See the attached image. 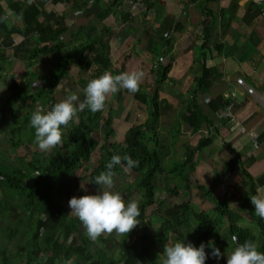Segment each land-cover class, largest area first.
<instances>
[{"label": "trees", "instance_id": "trees-1", "mask_svg": "<svg viewBox=\"0 0 264 264\" xmlns=\"http://www.w3.org/2000/svg\"><path fill=\"white\" fill-rule=\"evenodd\" d=\"M44 1L46 0H35L31 4L28 1L9 2L7 7L17 13L21 20L20 24L6 20L3 16L5 12L0 6V80L2 81L9 72L12 59L26 62L27 67L31 69L22 79H13L6 84V89L1 95L4 101L0 104V145L3 143L6 146L7 153L18 149L27 152V145L36 148L32 158H23L16 162L17 164H10L5 156H0V228L8 229L10 243L22 239L28 235V231L32 232L31 247L23 249L22 244L19 246L22 250L18 254L21 264L39 262L65 264L69 261L74 264H162L160 256L153 251L158 245L164 251L165 244L174 243V240L191 242L196 247L203 242L208 254L205 264H226L227 257L223 255L219 259H210L212 250L207 246V242L213 240L221 251L220 227L223 223H228L226 230L229 231L226 232L230 237H237V241H233V249L237 242L242 243L246 239H251L258 244V250L264 252V219L255 213L250 199L248 211L245 214L239 213L231 206V203L238 199L236 191L231 194L228 189L223 197L218 198L214 194V188L208 189L196 181H191L197 167L196 156L213 143L211 132L216 128L208 114L218 115L220 111L230 106V102L222 97L212 99L206 106H202L198 101L199 95L206 93L211 86V72L207 68L204 53L209 44L205 25L198 85L185 95H181L179 105L182 122L190 128V135L199 134L203 126H207L208 133L200 136L196 145L185 143L184 153L179 160L165 162L174 141L168 143L163 134L157 137L160 117L174 109V106L160 95L161 85L170 80L175 60L172 56L168 57V53H161L165 56L164 59L157 69L151 72L155 87L149 92L140 85L139 91L133 95L140 106L147 108V118L127 128L121 134L120 141H110L115 129L114 119L110 115L106 100V106L102 111L91 112L85 108L78 112L77 117L67 127L61 126L63 144L50 152H42L35 142V129L30 125L31 114L36 109V104L47 103L45 106L51 108L57 103L56 91H68L65 87L66 82L73 86L78 82L82 91L80 95L82 101L83 89L90 79L98 77L105 70L113 72L110 70L109 48L102 40H94L88 46L67 50V45L61 40V35L65 33L63 18H58L55 27L39 22L38 16L44 9ZM37 35H48L49 41L40 42V36ZM163 44L171 48L170 41H164ZM147 50L153 59L159 58L160 49L154 46L152 36ZM60 51L63 53L58 58L56 66L47 72L36 71L37 66H34L39 64L42 58ZM86 51H90L91 58L82 61ZM74 63L79 74L77 80L70 71V66ZM91 65L97 68L85 82L82 77ZM26 76L28 79L24 80ZM37 80L42 81V88L32 93L33 84ZM10 118L14 120L8 123L9 131L19 136L1 137L4 122ZM172 131L174 132V130L168 132L170 137ZM0 152L3 151L0 149ZM125 153L138 160L139 166L129 169L122 161L120 165L114 166L113 179L116 180L124 170H128L134 177L136 189L123 190L130 191V200L139 202L141 214L138 217L140 221L138 226L141 230L142 226L147 229L151 223H155L146 219L148 208L155 206L156 203L158 208L152 215L159 217L157 222L160 221L161 225L154 228L153 236L149 233L144 234L135 242H132L134 229L127 235H121L118 242L113 233L101 235L102 237L93 241L86 235V231L80 229L82 223L70 212L66 203L73 196L95 194L100 188L95 183V177L107 170V164L114 154L123 156ZM241 174L250 196L255 195L257 190L253 177L244 168ZM165 178L167 182L164 185V193L178 198L180 204L164 208L163 202H158L160 185ZM64 185L67 186L66 202L55 196ZM85 185H88V190H85ZM198 195L200 202L198 201L199 209L196 211L192 204L194 197L198 198ZM204 203L209 204L210 209H203ZM42 214L45 215L44 218ZM246 215L255 223L257 230L240 225ZM9 218H14L13 220L19 224L10 222ZM19 226L27 228L28 231L21 232L17 229ZM42 230L45 231L43 234ZM108 251L118 253L116 257L110 256L111 258L107 259Z\"/></svg>", "mask_w": 264, "mask_h": 264}, {"label": "crops", "instance_id": "crops-1", "mask_svg": "<svg viewBox=\"0 0 264 264\" xmlns=\"http://www.w3.org/2000/svg\"><path fill=\"white\" fill-rule=\"evenodd\" d=\"M13 1H28L31 4L35 0H0V6L5 12L4 18L20 24L17 13L7 7L9 2ZM133 1L46 0L38 20L55 27L58 18H63L65 33L61 35V40L67 45V50L88 46L94 40H102L109 48L110 70L114 72V68L124 67V62L129 61L131 57L133 58L130 61L135 63V68L138 69L136 64L150 56L147 47L152 36L154 46L160 49V52L158 59L151 57L152 64H145L149 65V72L154 68L156 70L165 57L163 54L168 53V57L172 56L175 60L170 80L165 84L172 83L168 84L172 87L179 84L188 87L189 91L198 85L205 25L209 44L204 53L207 68L211 72V86L206 93L199 95L198 101L202 106H206L212 99L222 97L230 102V106L228 111L222 110L218 115L208 114L216 128L211 132L213 143L196 156L197 167L193 180L208 189H213L215 185L214 194L220 198V184L217 179L222 176L230 178L229 188L236 191L238 196L231 206L239 213H246V207L237 209L243 205L239 200L242 198V191L248 190L241 174L243 168L253 177L256 190L264 191V5L249 0H143L134 10ZM37 36H40V42L49 41L48 35ZM164 41H170L171 48L164 46ZM62 53L63 51H60L42 58L39 64L34 66H37L36 71H49L57 65ZM90 56V51H86L82 61L89 60ZM22 63L24 68L20 74L13 75L9 70L6 77L0 80V94L5 91L10 80L22 79L24 74L31 70L26 62ZM75 63L73 65L77 68ZM44 65L46 67H41ZM73 65L70 68L74 67ZM91 66L97 68L95 65ZM122 70L125 71V68ZM27 79V76L24 77V80ZM239 79L244 81L246 87L254 90V95L249 94L245 86L238 84ZM140 85L151 86L147 82H141ZM57 94L58 91L55 97ZM164 97L162 98L170 102L174 109L162 115L160 122L163 118L170 119L167 115L179 113L178 108L181 109L177 106L178 96L171 99ZM132 110H124L125 118L129 113L133 116ZM139 118L142 119V115L135 116V121ZM203 127L208 130L207 126ZM189 132L191 134L190 128ZM207 133L200 132L202 136ZM251 133L256 134L257 138H253ZM249 199L250 197L246 203ZM254 224L249 216L240 222L241 226L246 227H254ZM221 226L220 230L226 233L221 235L223 253L224 242L231 243L233 248V239L226 232L229 231L226 230L228 223ZM80 229L86 231L83 225ZM117 253L108 251L107 259L116 257ZM159 256L162 262L164 256ZM68 263L74 264L72 261Z\"/></svg>", "mask_w": 264, "mask_h": 264}, {"label": "clouds", "instance_id": "clouds-1", "mask_svg": "<svg viewBox=\"0 0 264 264\" xmlns=\"http://www.w3.org/2000/svg\"><path fill=\"white\" fill-rule=\"evenodd\" d=\"M143 71L132 70L119 74H113L105 70L96 78L90 79L83 89L84 99L81 101L76 93L67 95L55 103L50 110L43 107L36 108L31 114L30 125L35 129V142L42 152H50L53 148L63 144V132L61 126L67 127L77 117L78 112L88 108L91 112L104 110L106 100L110 94L126 89L131 93L139 91L143 79ZM122 161L127 168L139 166V161L129 154L123 156L114 154L107 164V170L95 177V183L103 186L95 194H85L80 197L73 196L68 201L70 212L79 219L86 230V235L95 241L102 234H128L139 223V202L137 200L126 201L124 195L114 191V171L116 165ZM40 175V174H38ZM250 202L254 206L255 213L264 219V191L257 190L250 196ZM237 241V237H232ZM211 248V255L217 259L222 256L213 240L207 242ZM205 244L199 247L191 242L176 241L166 243L164 246L162 264H205L207 253ZM258 244L246 239L236 243L231 252H227L226 264H264V252L258 250Z\"/></svg>", "mask_w": 264, "mask_h": 264}, {"label": "rangeland", "instance_id": "rangeland-1", "mask_svg": "<svg viewBox=\"0 0 264 264\" xmlns=\"http://www.w3.org/2000/svg\"><path fill=\"white\" fill-rule=\"evenodd\" d=\"M10 51L8 52V54L10 55ZM133 57L129 58L130 60L132 59ZM125 61L124 62V67H122L123 69L125 68V71H132V70H138L140 71V69H142L141 71H143L144 73V76H143V79H142V83H145L147 82L148 85L150 84L151 86H145V88H147V91L149 90V92L151 91L152 88L155 87V85L153 86V79L151 77V73L149 72V65H146V63L148 64H152V58H151V55L149 56H146L145 59L143 58V61L142 62H139L138 64H136V66L138 67V69L135 68V63H133L132 61ZM140 60V59H139ZM163 60V58H162ZM13 63H12V66L10 68V72H12V74L14 75L15 73L16 74H20L21 73V69H23L24 65L23 63L20 61V60H14L12 59ZM151 61V63H150ZM144 62V63H143ZM160 64V63H159ZM74 66V65H73ZM41 67H46L45 65L44 66H41ZM118 67V66H116ZM122 68H114L116 69L115 71V74H119L121 72H125L122 70ZM155 69V68H154ZM95 67L94 66H91L85 73H84V76L82 77V80L85 79V82H87L91 75L94 73L95 71ZM70 71H71V75L74 76V78L77 80L79 78V75L78 72H77V68L74 66V67H71L70 68ZM114 72V71H113ZM11 74V75H12ZM195 74V73H194ZM11 75H9V79H11ZM82 76V75H81ZM81 78V77H80ZM20 80V78L18 79ZM35 83V82H34ZM1 84V83H0ZM169 85H171L172 83H168ZM168 84H165L164 87H161V92H160V95H161V98L164 97V98H169L171 99L172 97H175V96H178L179 99L181 97V95H185L189 89L188 87H183L181 85H177V86H169ZM185 84V83H183ZM65 87L68 91L66 92H60L58 91V94L56 96V101L59 102L60 100H62L63 98H65L67 95L69 94H72V93H76L79 97H80V100H81V88L79 87V84L77 82L76 85H72L71 83H68L66 82L65 83ZM4 91V90H3ZM3 91L1 92L0 94V104L3 103L4 101V97L1 96L3 94ZM134 93H131L129 92L128 90L126 89H120L118 92L116 93H113V94H110L107 98L108 100V108H109V112H110V115L113 116V124H114V136L110 137V141L112 142H118L120 141V138H121V134H123V132L125 130H127V128H129L134 122H137V121H144L146 119V117L148 116V112H147V108L144 106H140V104L137 102L136 98H134ZM187 99H189L188 96H186ZM46 105H48L47 103H45ZM140 106V108H138ZM177 106L180 107L179 105V101H178V104ZM134 107V110H132V108ZM137 107V108H136ZM128 108L130 110H132V112L134 113L133 116H130V113L129 115H127V118H125L124 116V110H127L128 111ZM179 110V113H175V114H169L167 116H170V119H166V118H163L162 121L158 123L157 125V129L159 131L158 133V136L157 137H160V135H164V137L166 138V141H168V143L170 142H173L174 141V144H173V147L171 146V150L170 152L168 153V156L166 158V163H171V162H175L177 160L180 159V157L182 156V154L184 153V149L183 147H185V143L188 144V143H191L196 145L197 141H198V138L200 136H202V134H197L195 136H192L190 135V132H189V127L187 124L183 123L182 122V119H181V110L180 108H178ZM107 112V110H106ZM138 115H142V119L139 118L137 121H135V116H138ZM14 119L10 118V119H7L5 122H4V125H3V132L1 133V137L3 136H10V137H15V136H19V134L17 135V133L15 135H13L12 133H10L9 131V124L8 123H11ZM170 130H174L173 134H172V137H170V134H168V132ZM201 133L205 134V132L207 133V131L205 130V128L203 127V130L200 131ZM29 135V133L27 134ZM26 135V136H27ZM214 136V134H213ZM28 146V145H27ZM26 146V149H27V152H24L23 150H11L9 151L8 153L5 151V145L3 143H1L0 145V149L1 151L3 152H0V156H5L4 158L7 159V161L10 163V164H17L16 162H18L19 160L23 159V158H26V157H29V158H32L36 148L34 146ZM15 158L17 161H15ZM123 174H119V176H117L118 178L115 180L114 179V188L113 190L114 191H119L122 193V195L125 196L126 198V201L130 200L131 198V193L130 191H127L128 189H136V185H134V177H132L129 173L128 170H124V172H122ZM193 179V178H192ZM194 182V180H192ZM218 181V184L219 185V193H220V196H224V193H226V190H230L229 193L233 194V189L232 188H229L231 186V179L229 178H224V176H222L221 178L217 179ZM120 182V183H119ZM167 182V179L165 178L164 181L162 182V184L160 185L161 188L158 192V202L162 201L163 202V207L165 208L166 206H169V205H178L180 204V200L172 195H169V194H165L163 189H164V185L166 184ZM118 184V186L116 185ZM120 184V185H119ZM116 186L118 187V190L116 189ZM85 190H88V185H85ZM103 186L101 185L100 186V189H102ZM123 188L127 189V190H123ZM214 190H215V185H214ZM218 193V194H219ZM242 195V198H240V202L243 203V205L241 204V206H238L237 209H240L242 206V208H248L247 207V204H248V201L246 203V200L248 197H250V194L248 192V190L246 192H243L241 193ZM58 199H61V200H64V202L66 201V197H67V186H62L59 190H58V193H56L55 195ZM238 198V197H237ZM199 195H198V198L197 197H194V200H193V208L194 210H198L199 209ZM67 206H68V203H66ZM205 207H203V209H207L209 208L210 209V205L207 204V203H204ZM207 206V207H206ZM156 208H158V204L156 203L155 206L153 207H150L148 208L147 210V221H152L155 223H151V225H149V227L146 229L143 228L142 226V230L139 228V226L137 225L135 228H134V231H135V234H134V238L132 240V242H135L136 239H139L140 237H142V235L144 234H150L151 236H153L154 234V228L157 227V226H160L161 225V222H157V219H159V217H154L152 215L153 211L156 210ZM164 208H162V214L164 213ZM233 209L235 210V208L233 207ZM243 210V209H242ZM246 211V210H245ZM248 211V210H247ZM161 214V215H162ZM245 214V213H244ZM163 216V215H162ZM247 216V215H246ZM153 218H156L155 220ZM10 222L14 223L16 225L19 224V222L16 223V221H14L12 218H9ZM9 224V223H8ZM6 224V225H8ZM153 224V225H152ZM222 227V226H221ZM220 227V228H221ZM243 227H246V226H243ZM249 227V226H247ZM253 230H257L255 229V226H250ZM17 229H20V231H28L27 228H24V227H17ZM24 234H26V232H23ZM8 229L3 227V228H0V264H21V261L18 257V254L22 251L20 250L19 246L20 244H22V247L23 249H26V247L29 249L32 245V232L31 231H28V235L26 236H23L22 239H19V240H16V242H13V243H10L9 242V239H8ZM225 231L221 230V235H225ZM113 235L116 237L115 240H119L121 234H117L115 232H113ZM232 238V237H231ZM171 240H174V239H171ZM177 240H174V243L176 242ZM172 244V243H171ZM232 244L229 243V242H224L223 246H224V250L225 252L222 253L223 257H227L226 253L227 252H231L233 250ZM14 247H18V248H14ZM154 254H159V255H163V250H161V247L160 246H157L155 248V250L153 251ZM162 253V254H161ZM67 263V262H66ZM69 264V263H67Z\"/></svg>", "mask_w": 264, "mask_h": 264}, {"label": "built area", "instance_id": "built-area-1", "mask_svg": "<svg viewBox=\"0 0 264 264\" xmlns=\"http://www.w3.org/2000/svg\"><path fill=\"white\" fill-rule=\"evenodd\" d=\"M249 1H251V2H253V3H255V4H258V5H264V0H249ZM142 2H143V0H134V1L132 2V7H133V9L136 10V9L140 6V4H141ZM14 45H16L15 42H14ZM83 54H84V53H83ZM84 55H85V54H84ZM238 84L246 87V84H245L244 81L241 80V79L238 80ZM42 85H43V84H42V81H41V80H37V81L33 84V87H32V90H31L32 93H35V92H37L39 89H41V88H42ZM246 88H247V91H248L249 94L254 95V90H253V89H251L250 87H246ZM38 107H43L46 111L51 109L50 107H46V106H44L41 102H38V103L36 104V108H38ZM228 110H229V108H226V109H225V111H228ZM251 136H252L253 138H257V135L254 134V133H251ZM42 217L44 218L45 215L42 214ZM44 232H45V231L42 230V231H41V234H43ZM209 258H210V259H215V257H213L211 254L209 255ZM43 263H44V262H39L38 264H43ZM65 264H67V263H65Z\"/></svg>", "mask_w": 264, "mask_h": 264}]
</instances>
